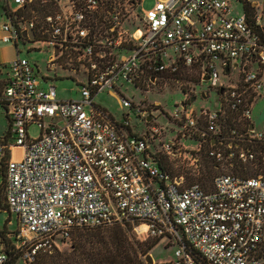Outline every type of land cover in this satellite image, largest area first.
Listing matches in <instances>:
<instances>
[{
    "label": "built area",
    "instance_id": "2783aa9c",
    "mask_svg": "<svg viewBox=\"0 0 264 264\" xmlns=\"http://www.w3.org/2000/svg\"><path fill=\"white\" fill-rule=\"evenodd\" d=\"M48 1L53 9L39 21L9 18L1 40L16 43L32 28L34 40L52 49L49 68L87 81L76 98L60 99L26 57L17 54L0 70L9 123L0 134V185L3 177L21 257L32 263L79 228L129 223L138 240L172 241L168 264H264V130L250 121L253 101L264 95V42L249 16L232 14L229 0H153L147 9L143 0ZM28 2L14 0L16 9ZM253 20L262 26L257 6ZM161 79L206 82L199 94L215 91L218 101L196 110L184 93L169 113L181 128L166 141L159 137L165 125L145 127L152 112L144 101L120 93L124 82L141 88ZM102 91L141 116L143 129L96 103ZM31 124L40 129L35 138ZM202 153L218 171L209 189L161 161L182 157L195 171ZM6 259L0 244V264Z\"/></svg>",
    "mask_w": 264,
    "mask_h": 264
},
{
    "label": "rangeland",
    "instance_id": "374dc122",
    "mask_svg": "<svg viewBox=\"0 0 264 264\" xmlns=\"http://www.w3.org/2000/svg\"><path fill=\"white\" fill-rule=\"evenodd\" d=\"M251 3L257 2L253 4L256 8L259 7L262 15V23L264 25V0H248ZM10 5L13 4V0H9ZM232 14L239 15L242 13V3L239 0H229ZM153 4V0H143L142 8L147 9L151 7ZM52 8V3L48 0L45 2H41V0H34L33 4L27 9H24L22 15L25 19L32 18L33 16L39 21L42 17V12ZM18 49L20 50V56L28 58L32 63L36 64L40 75L44 77H48L49 80L47 82H43L44 85L52 84L56 88L57 96L60 99H71L76 98L79 95V90L81 87V82H86L87 78L81 74H74L72 70L64 68L60 65H55L54 68H49V58L52 53L51 47L46 43L39 40L34 41H25L23 42L21 39H17ZM206 87V82H203L201 85L190 81H183L182 84H177L173 80L170 79H161L155 81L154 83H150L149 85H142L141 88L134 86L132 83L124 82L120 88L121 96L131 100L133 103H141L142 101L144 105L147 106L149 112H152V117L150 118V122L146 128L154 125L156 127H161L165 125L161 130L159 135L161 141H166L169 138L173 137L176 132L181 128V122L173 121L172 118L169 117V113H171L174 109L175 104L185 99V94H188V99L196 96V98L189 104L191 107L199 110L201 107L215 109V104L217 101V95L215 91H210L209 97L207 99L201 98L199 94V90L201 88ZM95 102L100 104L103 108H105L116 121H121L124 117H127L130 121V125L132 129L136 132L141 131L144 127V122L141 116L136 114L133 109L130 107H123L120 103L118 96L109 92L102 91L99 92L95 97ZM250 121L254 125L256 130H264V95L257 96L256 99L252 103L251 113H250ZM8 120L5 117V113L0 109V134L6 130L8 126ZM40 129L36 124H31L28 127V135L32 138L39 136ZM187 144L192 145L191 141L186 140ZM157 146L159 142L157 141ZM205 150V148H204ZM205 154L202 153L200 157L201 165L199 166V170L193 171L192 168L188 164L187 159L174 157L169 159L167 157H162L163 164L172 171V174L179 175L187 173L195 177L192 181H187V183L191 182H200L197 180L202 175V172L205 169ZM217 172V171H215ZM206 179V178H205ZM8 213L4 211H0V230L3 229L4 224L7 221ZM17 225V219L15 214L10 215V221L7 222L8 230H15ZM133 233V232H132ZM136 238V237H135ZM154 239V238H150ZM156 239V238H155ZM171 240L169 239H158L157 243L146 252L142 258L146 254H150L152 256L153 262L152 264H168L167 260H171L175 258L174 250L175 245L171 244ZM71 242H59V248H56L53 252L56 251L63 252L70 249ZM264 251V243L261 246V251ZM43 255V254H42ZM145 261V260H144ZM37 262L34 261L32 263L27 262L23 259V257H19L17 259L16 264H35ZM147 264V262H144Z\"/></svg>",
    "mask_w": 264,
    "mask_h": 264
},
{
    "label": "trees",
    "instance_id": "16d2710c",
    "mask_svg": "<svg viewBox=\"0 0 264 264\" xmlns=\"http://www.w3.org/2000/svg\"><path fill=\"white\" fill-rule=\"evenodd\" d=\"M239 1L242 3V10L249 16L252 24L255 26V30L258 31L264 42V27L255 24L253 20L255 6H253L248 0ZM33 2L34 0H29L25 7L16 10L6 9V14L15 24L22 25L23 19H25L22 12L24 9L30 7ZM48 10L42 12V16L47 13ZM19 39L23 42L34 41L24 38L21 35H19ZM5 67L6 65L0 67V70ZM204 159L205 169L197 180L200 181L199 183L204 188L209 189L212 187V177L217 174L218 171L215 167L216 163L211 158L205 155ZM163 166L167 167L166 164H163ZM243 171L244 169L238 166L233 169V172L235 173H242ZM170 172L172 171L170 170ZM248 174H251V171ZM1 175L4 176L3 168L1 170ZM184 177L186 181H192L195 179V177L188 175L187 173H184ZM1 180L0 211L7 212L9 215L3 229L0 230V244L7 255L4 264H16L17 259L21 257V253L17 249L14 232L9 231L7 228V222L10 221V212L3 195L4 178L2 177ZM156 243L157 238L144 241L136 239L129 223H116L94 228H79L74 230L72 234V241L69 250L63 252L56 251L54 253H46L43 255L39 254L36 258L37 262L35 264H145V259L142 258V256Z\"/></svg>",
    "mask_w": 264,
    "mask_h": 264
},
{
    "label": "crops",
    "instance_id": "0c3cea01",
    "mask_svg": "<svg viewBox=\"0 0 264 264\" xmlns=\"http://www.w3.org/2000/svg\"><path fill=\"white\" fill-rule=\"evenodd\" d=\"M257 2H252V5ZM14 5H10L9 0H0V67L7 65L9 61H11L17 54H20V50L18 49V44L16 43H8L3 42L1 40V35L3 34L2 31V25L9 20V16L6 14V9H12L15 10L17 8V5L14 3ZM257 6V4H256ZM262 27H264L262 21H261ZM3 73L7 71V67L2 69Z\"/></svg>",
    "mask_w": 264,
    "mask_h": 264
},
{
    "label": "water",
    "instance_id": "95a60500",
    "mask_svg": "<svg viewBox=\"0 0 264 264\" xmlns=\"http://www.w3.org/2000/svg\"><path fill=\"white\" fill-rule=\"evenodd\" d=\"M21 36L24 38H28L29 40L35 39L34 31L32 28H27L26 30L22 31ZM200 96L202 98L206 97L204 92H201ZM195 98H196V96L191 97L190 101L192 102ZM144 259L148 264H152V262H153L152 256L149 253L144 256Z\"/></svg>",
    "mask_w": 264,
    "mask_h": 264
},
{
    "label": "bare ground",
    "instance_id": "6f19581e",
    "mask_svg": "<svg viewBox=\"0 0 264 264\" xmlns=\"http://www.w3.org/2000/svg\"><path fill=\"white\" fill-rule=\"evenodd\" d=\"M16 216V215H15ZM16 219H17V216H16Z\"/></svg>",
    "mask_w": 264,
    "mask_h": 264
}]
</instances>
